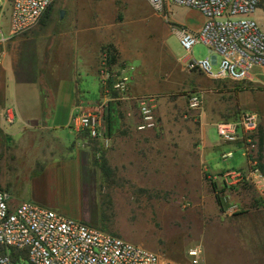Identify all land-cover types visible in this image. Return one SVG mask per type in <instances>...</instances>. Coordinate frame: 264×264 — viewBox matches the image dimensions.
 <instances>
[{"label":"rangeland","instance_id":"374dc122","mask_svg":"<svg viewBox=\"0 0 264 264\" xmlns=\"http://www.w3.org/2000/svg\"><path fill=\"white\" fill-rule=\"evenodd\" d=\"M91 2L86 13L92 14L93 20L103 16L107 22L115 23L114 31L132 32L130 26L134 22L118 24L127 13L121 3L112 5L104 3L105 0ZM52 4V13L60 18L58 25L67 24L66 19H62L65 12V8L61 9L63 0H54ZM4 7L3 27L8 34L11 0H5ZM190 9L185 6L173 7L169 12H164L160 30L153 31L156 38L145 39L146 44L150 43L148 48L153 51L152 55H147L144 65L142 63L139 66L141 61L133 59L122 61L117 69L112 67L116 73L122 66L132 65L135 69L131 76L135 72L141 73L139 81L143 93L138 98L154 97L158 125L154 129L142 131L137 129L139 117L136 122L125 118L111 146L101 150L107 160L106 174L97 167L102 172L100 199L105 203L107 231L158 253L162 264H189L188 251L201 245L204 225H264V211L263 214L250 215L256 208H264V198L256 188L249 184L239 185L246 186L236 190L239 199L226 198L227 195L214 191L215 185L205 166L212 174L247 168L248 160L242 146L225 142L218 132L217 122L235 113L239 112V115L250 111L245 102L252 100V96H256L258 101L264 100V92L253 90L247 81H244L241 91L233 80L211 78L186 68L184 60L187 51L182 47L174 27H191L195 17L194 8ZM258 14L261 16L258 23L264 29V7ZM48 28L53 30L57 38L59 33L55 25L52 23ZM58 40H55V52H51L54 57L53 68L61 63L60 73L69 76L73 86L87 90L85 105L95 106L102 98L104 84L101 74V77L94 73L86 74L84 68L79 70V75L76 74L79 78L76 81L75 70L69 65V62L75 64L73 54L70 52L68 55L69 61L65 55L62 57L59 51L63 42L59 43ZM50 51L48 49V53ZM193 51L197 59L212 55L209 47L203 43L195 45ZM217 68L218 65L215 66ZM254 87L263 88L261 85ZM193 93L203 96L201 108L190 106L189 99ZM136 106L138 108L137 101L133 108L136 109ZM121 108L122 105V114ZM115 121L118 122V119ZM1 123L0 187L8 192L11 204L30 201L68 218L81 220L77 215L82 207H86V196L71 187L61 190L45 178L44 164L48 159L38 157V153L44 147H49V143L42 142L49 138L46 131L34 132L38 145L30 148L26 130L21 131L19 125L8 122L6 116ZM104 124L106 126V122ZM82 135L89 138L86 132H82ZM34 138L31 135V144ZM71 140L74 142L77 136L72 134ZM55 151L59 159L70 155V149L64 147H57ZM227 151H233L234 156L224 159L222 154ZM261 164L264 166L263 159ZM219 197L221 202L218 201ZM238 200L242 202L237 203L240 209L227 212L226 207ZM221 230L210 229V232L218 235L222 233ZM223 247V243L218 244V254L231 264H238L242 258L238 251L225 250Z\"/></svg>","mask_w":264,"mask_h":264},{"label":"crops","instance_id":"0c3cea01","mask_svg":"<svg viewBox=\"0 0 264 264\" xmlns=\"http://www.w3.org/2000/svg\"><path fill=\"white\" fill-rule=\"evenodd\" d=\"M104 3L122 4L127 13L118 24L134 22L135 24L130 26L131 33L126 30L114 31L115 23L107 22L103 16L93 20V15L86 13V8L92 5L91 0H63L61 9L65 8V12L62 19H66L67 24L58 25L60 18L58 19L56 13H51L45 23H39L23 35L0 42L1 118L10 115L13 117V124L19 125L21 131L26 130L30 148L38 145V140L34 138V132L37 130L46 131L49 138L42 142L49 143V147L40 150L38 157L48 159L44 164L47 182L56 185L61 190H68L71 187V189L83 193L87 200L86 207H82L77 217L96 225L100 224L102 215L101 183H99L100 178L102 179V172H99L97 169L99 166L94 162V153L88 144V139L82 135V132L86 131L80 127L78 115L82 110L95 109L98 104L95 106L85 105L87 90L76 87V85L73 86L74 83L69 80L70 77L60 73L61 63L53 68L52 59L54 57L51 52H55L53 51L55 40L59 39V43L63 42V47L59 52L62 57L66 56L67 61L70 60L68 58L70 52L73 54V62L76 65L71 62L69 65L75 70V80L79 79L77 78L79 70L84 68L87 71L86 74L94 73L101 77V49L108 44H113L119 53L118 62L112 65L113 68L117 69L122 61H133V59L141 61L139 66L142 63L144 65L147 55H152L153 51L152 48H148L150 43L146 44L145 39L153 36L156 38V33L153 31L160 30L163 21L161 16L164 15V12H157L147 0H105ZM173 7L182 8L184 6L169 3L166 12H169ZM262 7H264V3L261 2L254 13L253 17L257 21L260 20L261 16L258 11ZM189 10L192 9L189 7ZM193 10L195 20L191 27L186 28L197 31L203 26L205 17L200 10L195 8ZM167 19H169L168 15ZM52 23L59 33L57 38L54 36L53 30L48 28ZM48 49L51 50L49 53ZM170 55L172 56L171 53ZM41 64L43 69H41ZM69 65L64 66L69 67ZM139 66H136L137 69ZM65 71L68 74L67 68ZM140 75L141 73L136 72L132 75L127 97L124 99L115 100L110 91L102 85V98L98 100V103L104 102L107 105L103 122H106L112 139L115 138L117 130L122 128L125 118L135 122L138 120V108L136 106L134 109L133 104L143 93L139 81ZM247 83L253 90L264 92V80L263 82L247 81ZM254 85H261L263 88L254 87ZM250 91L252 92V90ZM252 97V100L245 102V106L248 103L250 111L258 114L260 128L264 131V100L258 101L256 96ZM121 105L122 114L120 113ZM115 119H118V122ZM1 125L3 124L1 123ZM72 134L77 136V140L74 142L71 140ZM31 135L34 138L33 144L30 141ZM57 147L70 149L69 157L57 158L55 151ZM205 166L209 174H212L207 165ZM240 187L246 186L226 188L219 181L214 191L219 189L221 195L228 196L226 198L239 199L240 195L236 190ZM246 199L248 200V198ZM239 202L242 203L241 200H238L232 201L231 204H239ZM221 207L219 209L222 210ZM263 211L264 208H256L255 211L250 212V215L254 216L259 212L263 214ZM210 229H222V233L217 235V233L210 232ZM202 231L204 232L203 241L201 245H196L201 250L199 264H231L230 261H226L218 254L219 243L224 244L225 250L235 249L238 251L242 257L238 264H264V225H204Z\"/></svg>","mask_w":264,"mask_h":264},{"label":"built area","instance_id":"2783aa9c","mask_svg":"<svg viewBox=\"0 0 264 264\" xmlns=\"http://www.w3.org/2000/svg\"><path fill=\"white\" fill-rule=\"evenodd\" d=\"M0 0V42L24 34L36 27L54 0H11L9 33L4 27L5 7ZM157 12H166L168 4L200 10L205 22L192 31L185 26L174 27L182 47L187 51L186 68L199 71L215 79L233 81L264 80V29L253 17L262 0H147ZM203 43L211 56L197 59L195 45ZM218 68L215 69V66ZM132 65L122 66L116 73L109 64L107 53H101L100 74L106 90L115 92V100L127 97ZM112 81V87L109 86ZM118 93V94H117ZM190 106L202 107L203 96L193 93ZM138 130L154 129L158 125L155 99L137 98ZM104 102L93 110H82L78 123L102 147L112 144V137L103 122ZM8 122L13 117L5 115ZM0 115V124H1ZM218 132L225 142L239 143L247 157V168L230 169L221 174H209L216 186L219 181L226 188L252 185L264 198V169L259 159L258 114L244 111L232 120L217 122ZM233 151L222 154L224 159ZM219 189H217L218 193ZM239 205L226 207L227 212L238 211ZM198 246L188 251L189 264L200 263ZM0 264H162L158 253L112 234L101 227L82 220L68 218L57 211L34 202L13 205L8 192L0 188Z\"/></svg>","mask_w":264,"mask_h":264},{"label":"trees","instance_id":"16d2710c","mask_svg":"<svg viewBox=\"0 0 264 264\" xmlns=\"http://www.w3.org/2000/svg\"><path fill=\"white\" fill-rule=\"evenodd\" d=\"M262 2V1H261ZM52 6L53 4L50 5V7L48 8V10L46 11V13L44 14L43 18L41 19V22H46L51 13H52ZM101 53H107L108 58H109V64L112 66L113 64H115L116 62H118L119 59V53L117 48L113 45V44H108L102 47L101 49ZM230 80V79H227ZM236 83V87H239L240 90L242 91L243 88H241V86H243L244 81H234ZM110 87H112V81L109 84ZM105 88V87H104ZM239 90V91H240ZM239 113V112H238ZM238 113L233 114V116L228 117L224 120H232L237 118ZM237 114V115H236ZM88 138V144L89 146L92 148L93 153H94V162L96 165H98L101 169V171L103 172V174H106L107 171V160L105 159L103 152H101L102 150V145L100 143V141H98L97 139L91 138L88 133H87ZM258 141H259V159L260 161H262L263 157H264V131L262 128L259 127L258 129ZM261 167L264 168V166L261 164ZM1 188V187H0ZM219 201H221L220 197L218 198ZM102 202V201H101ZM104 211H105V203H101V218H100V226L96 225V224H92L98 227H101L102 229L107 230L108 227V223H107V219L104 216ZM91 224V223H90Z\"/></svg>","mask_w":264,"mask_h":264}]
</instances>
